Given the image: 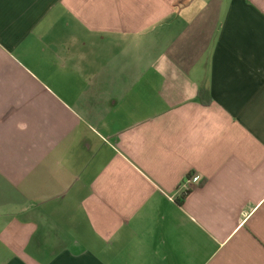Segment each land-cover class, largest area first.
Segmentation results:
<instances>
[{
	"label": "crops",
	"instance_id": "1",
	"mask_svg": "<svg viewBox=\"0 0 264 264\" xmlns=\"http://www.w3.org/2000/svg\"><path fill=\"white\" fill-rule=\"evenodd\" d=\"M0 264H264V0H0Z\"/></svg>",
	"mask_w": 264,
	"mask_h": 264
},
{
	"label": "built area",
	"instance_id": "2",
	"mask_svg": "<svg viewBox=\"0 0 264 264\" xmlns=\"http://www.w3.org/2000/svg\"><path fill=\"white\" fill-rule=\"evenodd\" d=\"M196 180L194 176L186 177L179 187L182 196L190 192L191 188L196 184Z\"/></svg>",
	"mask_w": 264,
	"mask_h": 264
},
{
	"label": "trees",
	"instance_id": "3",
	"mask_svg": "<svg viewBox=\"0 0 264 264\" xmlns=\"http://www.w3.org/2000/svg\"><path fill=\"white\" fill-rule=\"evenodd\" d=\"M187 194H188V193H187ZM187 194H186V195H187ZM186 195H183V196H182V199H184V198L186 197Z\"/></svg>",
	"mask_w": 264,
	"mask_h": 264
}]
</instances>
